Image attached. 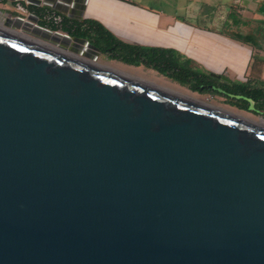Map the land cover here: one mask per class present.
I'll return each mask as SVG.
<instances>
[{"label": "water", "instance_id": "95a60500", "mask_svg": "<svg viewBox=\"0 0 264 264\" xmlns=\"http://www.w3.org/2000/svg\"><path fill=\"white\" fill-rule=\"evenodd\" d=\"M16 22L59 33L0 28V264H264V128Z\"/></svg>", "mask_w": 264, "mask_h": 264}, {"label": "crops", "instance_id": "0c3cea01", "mask_svg": "<svg viewBox=\"0 0 264 264\" xmlns=\"http://www.w3.org/2000/svg\"><path fill=\"white\" fill-rule=\"evenodd\" d=\"M209 6L211 13L205 20L214 29L194 27L137 6L131 0H87L83 18L101 23L123 42L173 49L202 70L224 75L231 81H264V45H248L239 35L255 30L254 19H264V0H222ZM219 13L223 15L220 19ZM254 58L261 64L257 63L254 74H249Z\"/></svg>", "mask_w": 264, "mask_h": 264}, {"label": "trees", "instance_id": "16d2710c", "mask_svg": "<svg viewBox=\"0 0 264 264\" xmlns=\"http://www.w3.org/2000/svg\"><path fill=\"white\" fill-rule=\"evenodd\" d=\"M27 9L30 14L39 18V26L51 31L60 30L70 37L87 40L108 60L153 70L191 92L222 97L231 106L264 117V81L262 80L248 78L245 82L226 81L222 79L224 75L202 70L193 61L173 49L123 42L95 20H75L62 16V23H47V7L37 8L27 5ZM224 35L237 38L231 33ZM254 61L258 60L254 58ZM258 63L261 64V61Z\"/></svg>", "mask_w": 264, "mask_h": 264}, {"label": "rangeland", "instance_id": "374dc122", "mask_svg": "<svg viewBox=\"0 0 264 264\" xmlns=\"http://www.w3.org/2000/svg\"><path fill=\"white\" fill-rule=\"evenodd\" d=\"M6 1V3L0 2V22H4L5 18H14L17 17L16 15L21 16V14L19 13L20 10H18L13 4H10V2H8L9 0ZM220 1L222 0H131V3L151 10L155 13L162 14L164 16L174 17L179 21L183 23H188L194 27H205L206 29H208L211 26H209L205 18L211 13V8L209 5H212L211 7H213L215 4L220 3ZM253 22L256 24V28L254 31L249 29V31L247 32H240L239 35L244 38L245 42L248 43V45H257L258 43L260 45H264V19L256 18ZM211 28L214 29L213 27ZM13 30L15 32L20 33L19 30ZM35 39L47 44V41L42 38ZM95 62L107 68L119 71L121 73L140 79L142 81L151 83L154 86L164 88L166 90H174L181 92L186 96L199 99L200 101L205 102L221 110L229 111L254 121H259V119L261 118L264 119V117L256 116L253 113L242 111L235 106L227 104L222 97L191 92L186 88H183L178 84L167 80L166 78L157 74L153 70L146 69L142 66H128L114 60H108L104 55L98 56ZM254 62L255 61H253L249 68V74L251 72L254 74L257 69L256 65H258V61H256L255 63Z\"/></svg>", "mask_w": 264, "mask_h": 264}, {"label": "flooded vegetation", "instance_id": "af4514ba", "mask_svg": "<svg viewBox=\"0 0 264 264\" xmlns=\"http://www.w3.org/2000/svg\"><path fill=\"white\" fill-rule=\"evenodd\" d=\"M9 2L11 4H13L18 10H20L19 13L21 14V16L16 15L17 17H21L23 19H26L27 15L30 14L29 10L27 9V5H29V4H26V2L24 0H13V1L10 0ZM47 3H51V5L50 6L46 5L45 0H41L40 6L37 7V8H42V7L48 8V10H47V23H51V22L55 23V24L62 23V21H63L62 16L67 17V18H68L67 15L77 16L78 12L80 11L79 7H77L79 3H77V6H73V0H47ZM24 9L26 10V13L23 12ZM221 17H223V15H221L219 13L217 15V18L220 19ZM38 20H39V18H38ZM1 23L3 24V22H1ZM219 23H220V20H217L216 24L219 25ZM15 24L17 25V27H15V28L13 27L12 29L19 30L22 35H25L28 37L30 36L33 38H42L39 33L35 32L29 26H26L24 24L17 23V22ZM37 24H38V22H37ZM47 30H49V29H47ZM58 32L64 34V32H62L60 30H58ZM57 37H59V36L52 37L51 35H49L47 40L46 39H44V40L47 41L48 45L53 46L55 48L66 50L67 52H69V47H73L74 44H77L71 40H68V41L58 40V39H56ZM71 38H75V37H71ZM51 39L54 41H51ZM78 39H81V38H78ZM82 40H84V39H82ZM87 53H89L88 50H87ZM100 55H102V54H100Z\"/></svg>", "mask_w": 264, "mask_h": 264}, {"label": "bare ground", "instance_id": "6f19581e", "mask_svg": "<svg viewBox=\"0 0 264 264\" xmlns=\"http://www.w3.org/2000/svg\"><path fill=\"white\" fill-rule=\"evenodd\" d=\"M0 28H3V24H2L1 22H0ZM50 35H51L52 37H54V36H59V37H57L56 39L61 40V41H64V40L68 41V40H70V39L67 37L66 34H62V33H60V32H59V33H56V34H50ZM38 42H39L40 44L44 45V46H50V45H48V44H46V43H44V42H42V41H38ZM51 47H52V46H51ZM52 48L58 50L59 52H61V53H63V54H68L66 50L59 49V48H55V47H52ZM95 64H97V62H96ZM97 65H99V64H97ZM99 66H100V67H103L104 69H106V70H108V71H112V72H114V73H118V74L124 75V76H126V77H128V78H131V79L135 80V81L145 82V81H142V80L137 79V78H135V77H132V76H130V75H127V74L121 73V72H119V71H116V70H113V69L107 68V67H105V66H102V65H99ZM145 83H148V82H145ZM149 84H151V83H149ZM151 85H153V84H151ZM162 89H163L164 91L170 93V94H173L174 96L181 97V98H185V99L191 100V101H193V102H195V103L204 104V105H209V104H207V103H205V102L200 101L199 99H195V98H192V97L186 96V95L182 94L181 92L174 91V90H166V89H164V88H162ZM218 109H219V108H218ZM220 110H221V109H220ZM221 111H223V112H225V113H227V114H229V115L236 116V117H238L239 119L245 120V121H247V122H249V123H252V124H255V125H258V126L264 128V119H262V118L259 119V121H254V120H251V119H248V118L242 117V116H240V115H238V114H235V113H232V112H229V111H225V110H221Z\"/></svg>", "mask_w": 264, "mask_h": 264}]
</instances>
